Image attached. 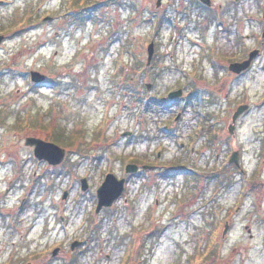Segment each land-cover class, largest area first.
<instances>
[{
	"label": "rangeland",
	"instance_id": "obj_1",
	"mask_svg": "<svg viewBox=\"0 0 264 264\" xmlns=\"http://www.w3.org/2000/svg\"><path fill=\"white\" fill-rule=\"evenodd\" d=\"M156 2L0 0V264L36 262L43 251L37 209L43 204L48 210L51 201L66 219L54 244L70 250L75 240L92 238L90 251L72 255L73 264H173L176 254L189 253L196 243L188 240L187 228L212 212L220 216L221 264H264V0H212L213 8L197 0H162L159 8ZM152 40L156 51L147 66ZM254 49L260 54L251 70L237 79L228 75L229 62ZM32 70L47 81L32 83ZM179 88L181 98H167ZM244 103L248 110L231 135L227 125ZM204 124H216L209 134L215 145L204 151L197 145L187 159L180 142L202 139L197 133ZM126 131L132 134L123 136ZM29 136L66 149L49 191L31 187L40 180L33 176L40 167L25 145ZM236 149L240 167L228 165ZM205 152L212 171L228 165L226 184L219 178L205 182L197 195L183 191L184 174L165 177L159 168L129 179L123 196L95 213L96 190L106 174L128 177L126 164L143 161L170 165L200 158L203 164ZM195 195L199 205L191 204ZM156 198L165 205L155 206ZM174 201L187 205V220L178 219L161 240L151 241V210L161 212ZM200 207L191 215V208ZM11 213L19 222L14 231L6 224ZM155 217L156 226L164 225L161 214Z\"/></svg>",
	"mask_w": 264,
	"mask_h": 264
},
{
	"label": "flooded vegetation",
	"instance_id": "obj_2",
	"mask_svg": "<svg viewBox=\"0 0 264 264\" xmlns=\"http://www.w3.org/2000/svg\"><path fill=\"white\" fill-rule=\"evenodd\" d=\"M199 3H201L202 5H205L209 8H213V3L212 0L210 1V4H206L200 0ZM156 7L159 8L162 5V0L159 3H156ZM207 29H209L207 27ZM217 29H234L230 26H218ZM251 51L247 52L246 54H244V56L242 58L233 60L231 62H229L228 64V75H230L231 77H233V79H237V78H241L243 76H245L252 68V65L254 64V61L256 58L253 59V61L251 62L250 66L240 72H234L230 70V65L232 63H240L243 62L245 60L248 59L249 54ZM260 54V51H259ZM225 81H223L222 83L219 84V86H217V88H221L224 89L226 86L224 85ZM181 89V88H179ZM183 90V89H182ZM184 94V92H183ZM182 94V96H183ZM181 96V97H182ZM169 99V98H168ZM170 100H176V99H170ZM233 114V113H232ZM216 124H207V125H202L200 127V131L197 133L198 135L201 134L200 136H202V139L199 138L197 140H193V142H191L190 140H188L187 142H180V149L184 150V151H188V158L189 157H193L196 154V146L200 145L203 146L202 151L206 150V146H214V142H213V137L215 135L210 136L209 134L212 133V129H215ZM232 124H228L227 125V129L229 131V127ZM234 128L236 126V123L233 124ZM209 131V133L207 132ZM230 133V132H229ZM175 134H178L175 132ZM214 134V133H213ZM231 135H234V130L233 132L230 133ZM169 135V134H168ZM198 142V143H197ZM189 143L192 144L190 149L188 148ZM202 143V144H201ZM32 150H34V147H30ZM210 147L208 150L210 151V149L212 148ZM198 154V153H197ZM236 155L237 157V161H231V158L233 155ZM219 155V154H218ZM217 155V156H218ZM158 157H160V154L158 153ZM199 157V155H198ZM200 157H205L207 158V162L203 163L200 162V158L199 159H193V160H187V162H185V159L182 160V163H178V162H171L170 165H161V164H153V163H149L148 161H143L141 162L139 165V168L136 172L132 173V174H128V177H125L126 183H129V179H132L133 177L140 180L139 177H141L142 175H150L153 171H158L159 168L162 169L161 172L159 173L160 175L163 174V176L165 175V177H172V176H176L178 174H184L186 177V182L184 184V190L187 188V190H192L195 194H201L205 191V182L207 183H212L214 180H216L217 178L220 179L221 184H226L228 181V176H226V171L225 168L228 165H232V166H236V167H240V162L238 161V159L240 158V152L239 150H233V152L231 153V156L228 160V165L227 166H223L222 169H218V170H213L210 169L209 165V154H207V152H205V154L200 153ZM37 163L40 167V171H35L33 173L34 177L38 176V179H40L37 182H31V187L34 188L37 185L44 187V189H47L48 191L51 190V188L53 189L54 187H56V178L58 176L57 171L55 169L59 168L60 164H50L48 161L46 160H38L37 159ZM191 166L192 169H188V166ZM147 166V167H145ZM205 170H204V169ZM148 177V176H147ZM190 178V181H187V179ZM35 179V178H33ZM145 179V178H144ZM214 179V180H213ZM227 179V181H226ZM213 180V181H212ZM190 184H189V183ZM217 183V182H216ZM220 184V183H219ZM246 186V185H244ZM38 187V186H37ZM125 192V191H124ZM245 192V189L243 190V193ZM192 193V194H194ZM124 194V193H123ZM195 195L194 197H191L192 202L191 204L195 203L196 205H199L200 203L198 201L195 200V198L197 199L198 196ZM123 196V195H122ZM216 196V193H214L213 197ZM176 199H178V195L175 196ZM188 198V197H187ZM194 198V199H193ZM21 204L18 206L17 210L21 211L23 210L22 208V203L24 201V199L21 200ZM124 202L125 204H129L128 202V198H124ZM57 203H55L54 201H51L49 203L48 210L43 209L42 210V205L41 204L39 206V208L37 209V214L39 215L38 218V226L40 227V234H39V249L40 247L43 249L42 254L38 256V259L36 260V262H32V261H28L27 264H57V262L62 259L63 260V264H73V261H71L72 259V255L73 254H77V253H82V252H86V251H90L91 249V240L90 239H86L84 241H81V243L77 246V248L72 249L71 245H70V250H65L64 248H62V246L60 245V243L58 242V244H54L55 241H57V237H59V232H60V225L63 224L65 225L66 223V219L64 216H62L58 211L59 208L56 205ZM155 206H160V205H165L164 203H161L159 201L158 198L155 199L154 202ZM190 205V204H189ZM57 206V207H56ZM187 205L184 204V201H174L171 204H168L167 209L164 208L163 211L159 212L157 210V208L152 209L150 212V219L149 221L152 223V227L150 229V239L151 241H159L163 238L164 233L166 232V230L168 229L169 226L178 223V219L185 223V221L188 218V214L185 213L186 211V207ZM104 209H108V208H103L101 211L96 212V214H100ZM198 209H202L200 208H191V215H194L196 213H198ZM173 211V212H172ZM155 214L162 215V218H160V222L164 225L162 226H156L155 223ZM16 215V216H15ZM15 215L13 213H11V219L6 221L7 226L9 227L10 230H15L18 219L17 218V213H15ZM169 215V219L163 220V218L165 216ZM228 222L225 221L224 223V229L222 231L221 236L224 237L226 229L228 230ZM34 226V224H33ZM220 226H221V222H220V216L218 214H216L215 212H212L211 217H209L208 219L203 220L202 224H194L189 226L187 229L190 231V237L188 240H191L193 242H196L195 245L192 248V251L190 249L189 253H185V251H183V253H179L178 255L176 254L175 259L172 261L173 264H221L220 262V258L219 256H217L216 253V246L217 244L220 242ZM225 231V232H224ZM22 237V235H21ZM187 238L183 237L180 238L178 241H185ZM203 242L201 244H198L197 242ZM205 241L208 242H212L211 244H207L208 246V251L207 253L204 252L205 250ZM41 242V244H40ZM15 244V242H14ZM179 245V246H177ZM184 245H187V243ZM80 247V249L78 250V248ZM81 247H84L86 250H82ZM176 249H180V244H175ZM57 248V252L55 253V250ZM187 248V246H186ZM36 251V250H35ZM34 252V250H33ZM103 252V250H101V253ZM107 257H109V255L107 254Z\"/></svg>",
	"mask_w": 264,
	"mask_h": 264
},
{
	"label": "water",
	"instance_id": "obj_3",
	"mask_svg": "<svg viewBox=\"0 0 264 264\" xmlns=\"http://www.w3.org/2000/svg\"><path fill=\"white\" fill-rule=\"evenodd\" d=\"M204 2L210 4L209 0H203ZM263 18H264V11H263ZM263 36H264V30H263ZM4 35H0V44L2 43L4 39ZM155 52V46L154 42H151L148 47H147V64L151 63V60L153 58ZM258 54V50H255L250 53V57L248 60L244 62H236L232 63L230 65V70L234 72H240L244 69H246L252 59ZM46 76L38 71H31V80L35 83H42L45 81ZM150 85H148L149 87ZM182 95V91H174L169 94L170 98H176ZM248 108V105H240L237 110L234 112L232 116V121L233 123L236 122L237 118ZM234 126L231 125L229 127V131L233 132ZM130 132H125L124 135H129ZM25 144L28 146L34 147V154L38 159H44L47 160L51 164H59L61 163L66 156V150L59 145L53 143V142H48L45 141L41 138L37 137H27ZM231 161H237V157L234 154L231 158ZM138 166L136 164H128L126 166V172L132 173L137 171ZM82 183V189L87 190L88 189V183L87 179L83 178L81 180ZM125 186V179H119L115 174L113 173H108L105 177V180L103 181L102 185L97 189V196H98V206H97V211H99L103 207H110L123 193ZM68 195L67 192L64 193L63 198H66ZM77 245H79V242L76 241L72 244V248L74 249ZM57 251H55L56 253Z\"/></svg>",
	"mask_w": 264,
	"mask_h": 264
}]
</instances>
